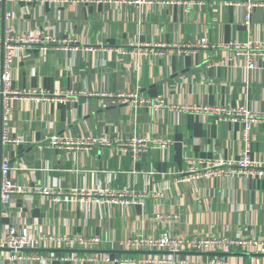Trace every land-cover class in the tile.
Instances as JSON below:
<instances>
[{
  "label": "crops",
  "instance_id": "obj_1",
  "mask_svg": "<svg viewBox=\"0 0 264 264\" xmlns=\"http://www.w3.org/2000/svg\"><path fill=\"white\" fill-rule=\"evenodd\" d=\"M240 0H0V69L3 31L42 32L41 43L17 51L0 163L10 164L13 183L27 189L0 200V238L10 225L29 226L33 247L16 264H171L166 251L126 249L135 231H165V216L182 236L217 233L264 238V175L184 174L185 158L237 159L244 149L264 165V118L245 136L243 122L214 114L112 103L100 93H138L167 105L238 107L264 113V62L245 67L229 42H264V6L244 10ZM12 14L10 19L5 13ZM201 38L214 45L179 51ZM1 106V101H0ZM107 135L128 139L159 136L166 148L150 147L134 161L116 146L50 145L49 138L78 141ZM246 137V138H245ZM105 188L148 192L139 203L94 202L71 193ZM44 189L50 193H43ZM46 234L98 237L92 249L50 248ZM1 251V248H0ZM84 254L95 261L65 259ZM184 264H250V253L181 251ZM34 256L40 258L35 259ZM155 257L162 261H143ZM174 259V258H173ZM264 264V255L259 258ZM0 264L4 260L0 256Z\"/></svg>",
  "mask_w": 264,
  "mask_h": 264
},
{
  "label": "built area",
  "instance_id": "obj_2",
  "mask_svg": "<svg viewBox=\"0 0 264 264\" xmlns=\"http://www.w3.org/2000/svg\"><path fill=\"white\" fill-rule=\"evenodd\" d=\"M52 1V0H50ZM135 3L150 2L152 0H132ZM158 2L165 5L171 4L174 0H158ZM230 4H236L244 10V23L249 24L251 13L254 7L264 6V0H240L238 2L228 1ZM12 14L10 12L5 13L4 17L10 19ZM44 35L38 31L34 34H19L15 35L10 29L3 31L2 39V65L0 69V143L10 142L6 134L5 129L10 114L9 101L14 97L21 96L24 93L19 91H13L10 88L12 82V63L15 53L17 51L24 50L30 44H39L42 41ZM206 38H201L197 43L190 45L178 46L179 51L189 52L194 48L213 47ZM225 47L232 48L237 54L244 56L245 67L248 69H255L258 67V61L264 62V42H254L248 40L247 42L232 41ZM101 97L111 98L112 103H129L134 108H146L150 110H160L163 108H169L175 110L177 113L191 112L201 114H214L219 119H230L233 121L241 120L244 124L243 133L248 136V133L254 123L264 118V113H254L250 111L244 104L238 107H221V106H201V105H181L167 106L163 99L160 97L157 99H150L140 96L138 93H100ZM246 138V137H245ZM48 143L50 145H65V146H116L122 151H130L131 155L136 161L139 153L147 150L150 147L166 148L171 145L172 140L168 138H161L154 136L146 138L143 136H133L128 139L122 138H110L107 135H95L86 137L78 141L71 139H62L56 135H52ZM186 169L184 174L189 175L191 179L202 176H230L236 172L238 173H254L256 175H264V165H259L253 161L249 154L248 149H244L241 155L237 159H211L202 160L198 158H185ZM10 164L7 160L0 163V200L2 203L7 204L12 200L15 194H25L27 189L13 183L9 177ZM43 193H50L49 190L44 189ZM74 197H89L94 202H113V203H139L140 199L148 197L150 193L141 192L135 193L126 189L115 190L105 188L97 192L87 191L81 189L71 193ZM167 222V229L159 234H143L135 231L130 237H128L123 247L126 249H154L158 251H166L170 256L168 261L171 264H184V261L179 258V253L184 250L197 251V252H212L218 249L230 252L232 250L239 249L241 251L250 253L253 255L250 260V264H260V256L264 255V238L256 237L253 234L243 235H224L217 233H207L205 235H193L182 236L173 234L170 231L172 222L176 219L175 215H167L164 217ZM43 241L50 248H62V249H92L100 242L98 237H89L83 235H56L46 234L42 237ZM33 247V238L29 226L20 227L16 225H10L0 238V256L4 260V264H16L19 261H23L28 257L26 251ZM35 259L40 258L34 256ZM65 259H72L74 262L83 261L84 259H90L95 261L96 258L90 255L80 254L75 257L65 254ZM143 261H162L157 260L155 257L143 258ZM163 262V261H162Z\"/></svg>",
  "mask_w": 264,
  "mask_h": 264
}]
</instances>
